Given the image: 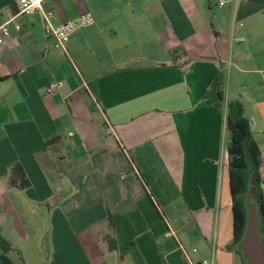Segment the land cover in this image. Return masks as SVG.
<instances>
[{
	"label": "crops",
	"instance_id": "1",
	"mask_svg": "<svg viewBox=\"0 0 264 264\" xmlns=\"http://www.w3.org/2000/svg\"><path fill=\"white\" fill-rule=\"evenodd\" d=\"M17 1L0 0V25ZM220 1L46 0L54 25L96 19L65 51L40 14L9 26L0 235L20 255L0 247V264H185L179 244L195 260L244 264L226 115L239 103L251 123L264 193V0ZM220 73L223 111L208 95ZM15 164L29 188L9 186Z\"/></svg>",
	"mask_w": 264,
	"mask_h": 264
},
{
	"label": "trees",
	"instance_id": "2",
	"mask_svg": "<svg viewBox=\"0 0 264 264\" xmlns=\"http://www.w3.org/2000/svg\"><path fill=\"white\" fill-rule=\"evenodd\" d=\"M208 95L213 104L220 111H223L225 108L224 74L220 73L216 77L208 90ZM227 110L226 128L229 133V140L226 146V153L228 156L234 226L232 245L241 243L249 224V210L246 205V196L249 194L256 203L260 240L264 248V236H262L264 226V193L261 189L262 154L254 139L251 123L244 116L242 106L239 103H231L227 105ZM50 141H54V139ZM8 184L20 190L30 187V181L20 164H15L11 167ZM107 240L110 249H112L114 240L110 237ZM0 247L4 252L16 251L1 235ZM17 254L20 255L19 252ZM19 260L20 264H23L22 258Z\"/></svg>",
	"mask_w": 264,
	"mask_h": 264
},
{
	"label": "built area",
	"instance_id": "3",
	"mask_svg": "<svg viewBox=\"0 0 264 264\" xmlns=\"http://www.w3.org/2000/svg\"><path fill=\"white\" fill-rule=\"evenodd\" d=\"M45 1L46 0H18L15 14L0 25V44L10 38L9 26L19 16H33L35 14H40L46 35L53 38L55 46L64 51L66 50V46L70 42L72 36L77 31L90 27L96 23V19L91 14L87 13L60 25H54V13L51 10H46L44 8ZM219 5L223 6L224 1L221 0ZM15 29L20 30V26L16 25ZM241 41L243 42L244 40L241 39ZM62 86V81H54L48 85L47 90L49 93H55L58 92ZM168 235H173V233L169 232ZM178 249L183 254L185 264H219L214 257L201 260L193 259L192 255L198 251L194 247L187 250L183 245L179 244Z\"/></svg>",
	"mask_w": 264,
	"mask_h": 264
},
{
	"label": "water",
	"instance_id": "4",
	"mask_svg": "<svg viewBox=\"0 0 264 264\" xmlns=\"http://www.w3.org/2000/svg\"><path fill=\"white\" fill-rule=\"evenodd\" d=\"M242 252L245 264H264V248L260 240L258 216L249 210V224L244 232L241 243L237 244Z\"/></svg>",
	"mask_w": 264,
	"mask_h": 264
},
{
	"label": "rangeland",
	"instance_id": "5",
	"mask_svg": "<svg viewBox=\"0 0 264 264\" xmlns=\"http://www.w3.org/2000/svg\"><path fill=\"white\" fill-rule=\"evenodd\" d=\"M229 140V133L227 131V141ZM246 205H247V208L248 210H253L255 211V215L257 216L258 212H257V209H256V203L255 201L250 197V195L248 194L246 196Z\"/></svg>",
	"mask_w": 264,
	"mask_h": 264
}]
</instances>
